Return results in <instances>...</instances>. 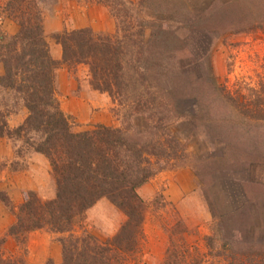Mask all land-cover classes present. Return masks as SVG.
Returning a JSON list of instances; mask_svg holds the SVG:
<instances>
[{"label":"rangeland","instance_id":"rangeland-1","mask_svg":"<svg viewBox=\"0 0 264 264\" xmlns=\"http://www.w3.org/2000/svg\"><path fill=\"white\" fill-rule=\"evenodd\" d=\"M124 2L126 15L136 20L121 15L120 21L133 24V31L137 21L145 24L159 16L179 39L176 48L159 55L149 45L142 56L147 78L163 102L158 107L167 110L168 130L188 155L173 168L155 162V174L137 188L146 204L144 239L121 264H163L169 245L179 247L182 239L190 249L186 257L193 255L200 264H264V0ZM38 3L55 60L61 46L54 36L64 29L89 28L130 42L127 31L117 33L116 16L100 0ZM16 29L15 22L0 21V31L13 34ZM154 61L160 67L150 69ZM54 81L59 106L75 131L126 123L117 101L90 86L86 65L58 64ZM0 111L12 128L27 115L21 97L2 85ZM135 119L138 127L144 122ZM29 191L45 201L55 196L48 158L22 138L0 136L2 258L60 263L67 236L89 233L106 245L125 220L121 210L101 198L69 230L34 229L18 242L8 228Z\"/></svg>","mask_w":264,"mask_h":264},{"label":"trees","instance_id":"trees-1","mask_svg":"<svg viewBox=\"0 0 264 264\" xmlns=\"http://www.w3.org/2000/svg\"><path fill=\"white\" fill-rule=\"evenodd\" d=\"M100 2L116 16L117 33L127 31L124 36H131L130 42L89 28L64 29L54 36L61 46V57L55 60L44 38L38 0H0V21L8 19L17 25L13 34L0 31V85L15 91L27 109L25 118L13 128L0 111V136L22 138L44 154L55 181V196L50 200L38 198L33 191L27 193L14 212L8 234L20 242V237L24 241L34 229L67 231L101 198H107L125 216L108 244L89 233L67 236L62 241L61 262L48 260L45 264H121L128 260L129 252L144 239L146 204L137 188L155 174V162L162 164L159 168H173L188 155L184 144L168 130L167 110L158 107L163 102L147 78L142 56L149 45L155 55L176 48L177 35L159 16L145 24L137 21L133 31V24L120 21L128 9L124 0ZM128 18L136 20L131 15ZM155 61L150 69L160 67ZM58 64L68 68L86 65L90 86L117 101L126 123L72 129V118L61 110L55 96ZM135 116L137 122L144 120L139 127ZM188 253L182 239L179 247L169 245L163 264H200L193 255L186 257ZM0 264L27 263L22 257L8 259L0 254Z\"/></svg>","mask_w":264,"mask_h":264}]
</instances>
